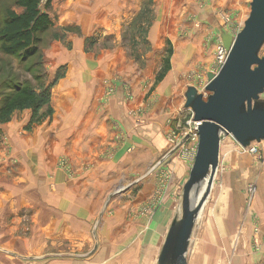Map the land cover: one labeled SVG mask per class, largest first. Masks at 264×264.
<instances>
[{"label": "rangeland", "instance_id": "1", "mask_svg": "<svg viewBox=\"0 0 264 264\" xmlns=\"http://www.w3.org/2000/svg\"><path fill=\"white\" fill-rule=\"evenodd\" d=\"M250 2L125 0L121 4V21H106L108 28H88L90 34L85 37L80 27L54 24L58 23L63 0H40L54 21L42 34L38 53L22 60L0 51V247L21 256L88 253L95 245L93 225L109 200L97 225V247L88 255L27 260L0 248V264H150L144 255L135 259L133 244L149 217L158 212L163 215L167 210L168 222L178 213L191 168L192 141L185 136L190 131L187 121L191 111L184 107V92L187 86L204 92L208 74L216 64L222 34L227 31L235 35L241 30L250 13ZM129 5L138 7L133 12ZM8 10L21 9L15 0H0V22ZM131 17L134 19L129 20ZM70 34L82 36L81 48L72 46ZM77 49L82 57L74 64L68 56ZM260 54L264 55V45ZM71 67L82 70L86 88L91 91L88 109L78 107L84 109L82 116L88 110L106 112L117 83L122 90L125 122L110 119L107 126L111 129L106 134L112 138L95 147L98 178L92 176L79 182L91 175L96 161L76 165L73 158L77 157L72 129L85 131L87 136L86 124L65 126V140L56 128L49 131L47 136L63 141H54L58 152L62 150L54 166L60 175L35 172L29 177L25 168L28 161L21 153H14L6 124L13 116L19 122L28 114L21 134L25 131V135H31L34 126L62 119L72 100L62 103L54 87L67 78ZM172 94L178 95L177 103L170 101ZM260 97L264 100V92ZM144 136L157 153L146 154L140 163L132 162L131 158L147 146L139 142ZM182 139L181 147L169 159L141 178ZM231 141L235 140L230 135L222 137L215 177L221 166L230 170L242 165L249 171L255 164L259 172L244 175L245 202H264V151L260 157L253 156ZM200 216L190 237L187 264H264V232L261 234L259 225L251 229V241L210 243ZM131 225L134 229H130ZM154 259L151 264H156Z\"/></svg>", "mask_w": 264, "mask_h": 264}, {"label": "crops", "instance_id": "2", "mask_svg": "<svg viewBox=\"0 0 264 264\" xmlns=\"http://www.w3.org/2000/svg\"><path fill=\"white\" fill-rule=\"evenodd\" d=\"M124 1L125 0H63L64 3L61 6V11L58 15V23H55L54 19L53 21L55 25L64 24L68 26L80 27L81 31H83V35L86 37V35L90 34L89 31H86L88 28H108L110 25L109 23L105 24L106 21H121L122 18L120 15V10L121 4L124 3ZM159 1L161 0H158V2ZM124 6L125 5H123V7ZM129 6L133 12H135V9L138 7V5ZM133 19L134 18L132 17L129 18V20ZM69 38L72 40V46H74L75 49L76 47H82L80 46L83 43L81 35L70 34ZM81 54L82 53L80 50L77 49L76 53L70 54L68 56V59L73 61L74 64H77L78 60H80L82 57ZM82 74V70H77L76 68L71 67L67 78L64 79L62 83H59L57 87H54V91L59 93L62 103L69 100L73 101H71L70 104L66 106L68 108V112L62 116V119L53 118L47 120V124L44 122L42 125H38L36 127L34 126V128H32L33 134L31 135H29L30 132L27 133L28 135H25V131H23V134H21V125L24 124L29 118L28 114H26L23 119L19 120V122L18 117L13 116L8 124H6V131L11 139L10 141L13 145L14 153H21L26 162L28 161L25 168L27 171L26 174L29 177L34 176L35 172L41 175L45 173L60 175V172H58L54 166L55 158L62 150H59L58 152L54 141L59 143H62L63 141L54 140L50 134L47 136L49 131L56 128L57 131H59V134L62 133L61 137L63 140H65L63 137L66 130L64 128L65 126L73 124L74 126L80 127V124H86L88 125V128L85 129L86 133L88 134L87 136H85V131H80L79 129V131H75L72 129V131H74L73 149L76 151L77 157L75 158L74 156L73 158L75 159L76 165L85 161H96V168L90 172L91 175L87 176L86 178H81L79 182L89 180L92 176L94 179L98 178L97 176H99L100 170L97 169V164L99 162L96 157L98 156V153L95 151V147L98 145V142L102 141L103 143L107 139L112 138L113 135L106 134L107 132H110L111 129V126H107V124L111 122L110 119L116 118L123 123L125 122V111L123 108L124 105L122 104L123 96L121 94L122 90L116 83L114 87L115 95L112 96L106 104L108 105L106 112H103L102 114H96L95 111L91 112L88 110L89 112L87 111V114L82 116L84 110L82 107H86L88 109L86 102L89 101L88 97L89 93H91V91L86 88L84 83L85 80L82 78ZM164 87L165 85L163 88ZM64 88L65 91L63 90ZM169 99L173 103H177L179 100L178 95L176 94H172ZM80 106L82 107L78 108ZM54 107L55 117V114L57 115V111L59 109L58 104L56 106L54 105ZM72 110H76L77 112H72V115L68 116ZM40 128L42 131L39 130ZM160 139V136L156 137V142L159 143ZM139 142L147 146L141 150L140 153L138 152L134 158H131L132 162L135 163L144 161L146 154L155 156L157 153V148H155L154 145L149 146L145 136L142 137L141 141ZM158 143L155 145L156 147L159 146L158 149H160L161 146ZM231 143L237 144L235 141H231ZM63 145L60 147L61 149H63ZM259 147L261 154L263 155L262 151H264V141L259 143ZM239 161L240 165L242 163L241 158ZM244 167L246 166L241 165L237 169L225 170L224 167L221 166V169L219 170V176L214 181L210 190L211 193L203 205L200 217H202L203 226L205 230H207V237H210V243L251 241V229H253L254 225L260 226L261 234L264 232V202L258 203L255 202V200L251 204H246L245 202V179L247 176L245 177L244 175L249 171L251 173H258L260 168L257 169L256 165L253 164V166L250 167V170L247 171L244 169ZM104 173L105 172L103 171L101 175H104ZM29 177L28 183H30ZM22 183L23 181L18 183V185L20 186ZM64 184L67 186V182L64 181ZM142 191L144 192L143 189ZM168 215L169 213L167 210L163 213V215L158 212L157 216L153 217L152 215L149 217L146 225L140 229L141 236L138 237V239H136L133 244V247L136 251H133L132 254L137 256V258H135L136 260H140V258L144 255L145 261L151 264L155 258L154 261L156 263L159 255L158 253L171 224L170 222L172 219L167 222ZM132 227L134 226L131 225L130 229H134Z\"/></svg>", "mask_w": 264, "mask_h": 264}, {"label": "water", "instance_id": "3", "mask_svg": "<svg viewBox=\"0 0 264 264\" xmlns=\"http://www.w3.org/2000/svg\"><path fill=\"white\" fill-rule=\"evenodd\" d=\"M249 11L240 31L235 35L227 31L222 34L221 42L227 50V59L218 73L208 74L204 92L194 86H187L184 92V107L190 109L191 118L199 123L197 151L182 188L178 213L170 222L156 264H187L190 237L211 193L220 164L222 137L232 136L243 148L264 140V100L260 97L264 92V55L260 54L264 45V0H251ZM183 141L172 146L141 178L169 159ZM108 200L93 225L95 245L88 253L21 256L0 248L28 260L47 256H86L97 247L95 233Z\"/></svg>", "mask_w": 264, "mask_h": 264}, {"label": "trees", "instance_id": "4", "mask_svg": "<svg viewBox=\"0 0 264 264\" xmlns=\"http://www.w3.org/2000/svg\"><path fill=\"white\" fill-rule=\"evenodd\" d=\"M15 3L21 10H8L0 22V51L27 60L38 53L41 36L53 21L40 0H15Z\"/></svg>", "mask_w": 264, "mask_h": 264}, {"label": "built area", "instance_id": "5", "mask_svg": "<svg viewBox=\"0 0 264 264\" xmlns=\"http://www.w3.org/2000/svg\"><path fill=\"white\" fill-rule=\"evenodd\" d=\"M216 57H217L216 58V64L212 70L213 73H218L219 69L223 66V64L225 63V61L227 59V50L224 48L222 43L218 47ZM198 124H199L198 122L193 121V119L191 118V115H190L189 120L187 121V126L189 127L190 131H189V133L186 132L185 136L187 137L186 139L189 138L192 141V147H191L192 149H191V154H190V158H189L191 165H192V161H193L194 156H195L196 151H197L196 146H197V142H198V132H197ZM242 149L244 151L245 150L248 151L249 153H251L257 157L261 156L259 143L253 142L245 148L242 147Z\"/></svg>", "mask_w": 264, "mask_h": 264}]
</instances>
